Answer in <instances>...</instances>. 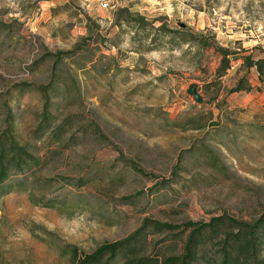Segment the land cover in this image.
Masks as SVG:
<instances>
[{"label": "rangeland", "instance_id": "1", "mask_svg": "<svg viewBox=\"0 0 264 264\" xmlns=\"http://www.w3.org/2000/svg\"><path fill=\"white\" fill-rule=\"evenodd\" d=\"M219 46L235 52L222 77ZM249 53L264 56V0H0V264H71L145 218H258ZM178 230L147 228L146 252H181Z\"/></svg>", "mask_w": 264, "mask_h": 264}, {"label": "trees", "instance_id": "2", "mask_svg": "<svg viewBox=\"0 0 264 264\" xmlns=\"http://www.w3.org/2000/svg\"><path fill=\"white\" fill-rule=\"evenodd\" d=\"M216 49L221 57L216 77H222L230 67V55L235 52L221 46ZM242 59L244 67H254L258 80L264 83V56L255 58L249 53L242 56ZM241 90H244L243 78L238 80L232 91ZM11 146L10 161L18 160L21 148H17L15 144ZM7 155L8 152L1 147L0 183L8 176ZM13 187L12 184L9 185V189ZM147 228L154 233L179 229L175 235L178 239H182L180 235L187 231L181 252H146L143 232ZM263 244L264 211L250 222L227 214L212 216L208 221H185L179 225L145 218L132 234L113 242H103L90 253H78L76 248H72L71 264H116L117 261L118 264H264Z\"/></svg>", "mask_w": 264, "mask_h": 264}, {"label": "water", "instance_id": "3", "mask_svg": "<svg viewBox=\"0 0 264 264\" xmlns=\"http://www.w3.org/2000/svg\"><path fill=\"white\" fill-rule=\"evenodd\" d=\"M188 94H191L193 98L197 101L200 102L202 98L200 95L197 93L196 87L195 86H190L189 89L187 90Z\"/></svg>", "mask_w": 264, "mask_h": 264}, {"label": "crops", "instance_id": "4", "mask_svg": "<svg viewBox=\"0 0 264 264\" xmlns=\"http://www.w3.org/2000/svg\"><path fill=\"white\" fill-rule=\"evenodd\" d=\"M254 70V69H253Z\"/></svg>", "mask_w": 264, "mask_h": 264}]
</instances>
